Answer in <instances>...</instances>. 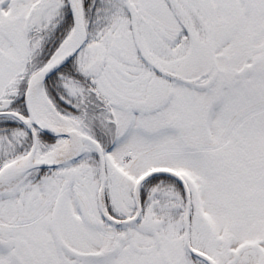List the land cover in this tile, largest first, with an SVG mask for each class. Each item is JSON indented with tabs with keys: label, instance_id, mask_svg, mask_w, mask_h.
Returning a JSON list of instances; mask_svg holds the SVG:
<instances>
[{
	"label": "snow or ice",
	"instance_id": "snow-or-ice-1",
	"mask_svg": "<svg viewBox=\"0 0 264 264\" xmlns=\"http://www.w3.org/2000/svg\"><path fill=\"white\" fill-rule=\"evenodd\" d=\"M0 264H264V0H0Z\"/></svg>",
	"mask_w": 264,
	"mask_h": 264
}]
</instances>
